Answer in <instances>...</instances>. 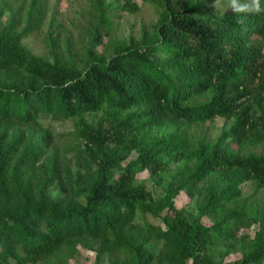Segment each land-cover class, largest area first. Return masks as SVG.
I'll return each mask as SVG.
<instances>
[{
    "label": "trees",
    "instance_id": "1",
    "mask_svg": "<svg viewBox=\"0 0 264 264\" xmlns=\"http://www.w3.org/2000/svg\"><path fill=\"white\" fill-rule=\"evenodd\" d=\"M211 1L140 0L156 20L121 38L139 3L83 0L76 47L49 0H0V264H66L79 246L94 264H264V201L247 195L264 191V0Z\"/></svg>",
    "mask_w": 264,
    "mask_h": 264
},
{
    "label": "rangeland",
    "instance_id": "2",
    "mask_svg": "<svg viewBox=\"0 0 264 264\" xmlns=\"http://www.w3.org/2000/svg\"><path fill=\"white\" fill-rule=\"evenodd\" d=\"M142 7V10L139 14L134 16H124L119 20V30H118V36L121 38H125L131 33L135 35V37H139L140 29L142 25H147L152 21L156 20V15L154 13V10L150 5H141L140 0H133ZM212 5L215 6V8L222 12H230L229 6H224L220 0H212ZM50 11L48 13V18L55 16V22L61 23L66 28L67 34L71 37L74 36L75 38V46L78 47L79 41V32L76 27L84 28L81 25V22L78 20L81 17V13L84 6L83 0H49L48 2ZM45 30L49 29L48 23L44 26ZM81 42L83 43V39L81 38ZM81 43V44H82ZM26 46L29 48V50L37 55V56H43L47 57V50L42 45V42L39 38H30L25 41ZM53 129L56 131V133H67L70 130H72V124L71 122H65V123H55L52 125ZM224 121L223 120H217L215 122V125L212 127V129H209L206 131L207 135L211 137L212 139L219 136L221 130L224 128ZM254 152L258 155H264V149L263 148H255ZM173 168H175V165H173ZM138 182L147 181L152 186V182L149 179V175L147 172L141 173L137 176ZM151 191L155 193V195L159 196L163 194V189L158 188L156 185H153V187H150ZM248 196H253L254 200H259V202L264 201V191L260 193L254 194V191L252 188L249 189L247 192ZM253 201V199H251ZM194 200L189 197V195L185 193H181L177 199H176V207L178 209L185 208L188 213L191 215H194ZM151 223H154V220H150ZM140 223L142 226L146 225V222L144 219L140 220ZM156 225H160L159 221H155ZM243 230V237H240V242L246 243L248 241V237L253 236V230H247L245 228ZM161 247L160 242H154L150 246V251L156 255ZM96 253L92 250L85 249L81 246L78 247V252L74 256L73 259L69 260L66 264H94L95 262ZM237 255H232L226 259V263H231L233 260H235Z\"/></svg>",
    "mask_w": 264,
    "mask_h": 264
},
{
    "label": "clouds",
    "instance_id": "3",
    "mask_svg": "<svg viewBox=\"0 0 264 264\" xmlns=\"http://www.w3.org/2000/svg\"><path fill=\"white\" fill-rule=\"evenodd\" d=\"M229 9L235 14L238 13H248V12H258L260 8L258 6L257 0H252L251 6L242 2V0H229ZM238 22L243 20V16L237 17Z\"/></svg>",
    "mask_w": 264,
    "mask_h": 264
}]
</instances>
